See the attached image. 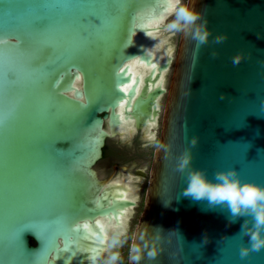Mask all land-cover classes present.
I'll list each match as a JSON object with an SVG mask.
<instances>
[{
    "label": "water",
    "instance_id": "obj_1",
    "mask_svg": "<svg viewBox=\"0 0 264 264\" xmlns=\"http://www.w3.org/2000/svg\"><path fill=\"white\" fill-rule=\"evenodd\" d=\"M129 2L0 0V39L22 42L15 51L0 46V264H98L112 238L107 227L124 229L135 203L127 185L100 179L94 167L107 140L138 131L155 140L164 94L127 264H264V249L241 259L250 247L239 235L245 218L230 223L226 207L185 197L187 172L177 171L199 137L192 169L212 182L217 171L236 169L242 183L264 187V0H187L212 35L197 49L180 32L175 58L159 44L167 14L160 0ZM129 7L163 18L129 40L116 15ZM217 35L228 39L213 44ZM238 54L244 59L234 66ZM32 219L49 222L46 230L26 232ZM56 239L79 250L47 261Z\"/></svg>",
    "mask_w": 264,
    "mask_h": 264
},
{
    "label": "clouds",
    "instance_id": "obj_2",
    "mask_svg": "<svg viewBox=\"0 0 264 264\" xmlns=\"http://www.w3.org/2000/svg\"><path fill=\"white\" fill-rule=\"evenodd\" d=\"M168 27L171 30L190 35L194 41L198 42L197 49L207 45L209 37L212 35L208 29V21L203 14L187 5L176 9L175 20ZM227 39V35H217L211 42L222 44ZM211 55L216 58L219 53L213 51ZM243 59V54L236 55L232 60L233 65H239ZM223 98L222 95L221 99ZM198 142L199 137L191 139L190 147L179 157L177 164V171L187 172V187L184 189L183 195L194 201L206 200L211 208L226 207L231 213L230 223L244 217L239 235L249 237L250 247H241V259L248 257L252 252H259L264 249V187L252 183H242L236 169L217 171L215 173L216 182L210 181L204 170L192 169L191 149L196 147ZM161 147L164 148L166 157L170 155V145H161ZM208 242V237L205 235L202 243L207 244ZM158 254L156 250L151 251L148 254L149 259H155Z\"/></svg>",
    "mask_w": 264,
    "mask_h": 264
},
{
    "label": "flooded vegetation",
    "instance_id": "obj_3",
    "mask_svg": "<svg viewBox=\"0 0 264 264\" xmlns=\"http://www.w3.org/2000/svg\"><path fill=\"white\" fill-rule=\"evenodd\" d=\"M187 5V0H179L175 10L167 12L166 19L161 27L164 30L158 34L159 44H163L165 37L171 40L176 39L177 45L172 53V57L175 58L176 49L179 42L180 32L171 30L168 26L175 20L169 18L175 16L176 9L180 6ZM172 74V67L165 75V82L163 88L168 89ZM166 94L162 95L158 100L159 115L157 117V126L154 128L155 140L149 141L143 138L142 132H135L131 137L127 135L123 139H111L105 142V146L102 150V158L96 163L94 169L100 179H107L111 177L112 181H118L127 185L129 193L127 194L128 200L135 203V206L129 209L127 212V218L125 219V228L114 230L112 225L107 227L109 237H114L116 234H120L127 228V220L131 218L133 212L143 209L144 197L148 184V177L150 172V166L153 159L154 149L159 141L160 129L162 123V113L165 104ZM104 128L106 129V121H104ZM140 212V214H141ZM140 216V215H139ZM109 247L107 254H102L97 260L98 264H101L103 260L107 261V264H111L109 258L114 259L115 249L111 240L107 242Z\"/></svg>",
    "mask_w": 264,
    "mask_h": 264
},
{
    "label": "snow or ice",
    "instance_id": "obj_4",
    "mask_svg": "<svg viewBox=\"0 0 264 264\" xmlns=\"http://www.w3.org/2000/svg\"><path fill=\"white\" fill-rule=\"evenodd\" d=\"M160 2L163 4V8L161 9V13L165 12H171L175 10L176 5L179 3V0H160ZM130 2L126 5H130ZM118 16V26L120 28H123L125 26V23H127V31H128V38L130 40L131 36L134 34L137 27L139 28H148L153 26L154 24L158 23L160 19L163 18V15L160 17H157L155 15H151L148 13H144L141 9H132L131 7L128 8V11H121L116 14ZM154 35V33H150ZM21 41H18L16 45H10L8 36L5 35L2 39H0V46H3L6 51H15L18 50L21 47ZM16 79V73L14 71H10L7 74L6 82L10 86L12 83L15 82ZM128 89L125 88L123 91H127ZM123 107V105H121ZM129 111H131V107H129ZM49 222L40 220V219H32L29 220L24 225V230L28 233L33 232H39L43 233V231L46 230L47 224ZM60 239V238H58ZM55 241L54 248L50 251V253L47 255V261L48 257L51 255H55L56 259L63 258L64 253H71L72 255H75V253L79 250V247L77 243L73 240L66 241L63 248H60L57 240Z\"/></svg>",
    "mask_w": 264,
    "mask_h": 264
},
{
    "label": "rangeland",
    "instance_id": "obj_5",
    "mask_svg": "<svg viewBox=\"0 0 264 264\" xmlns=\"http://www.w3.org/2000/svg\"><path fill=\"white\" fill-rule=\"evenodd\" d=\"M175 19V16L169 18L170 20ZM177 45V40H171L170 38L165 37L163 39V44L161 47L163 50L168 48H175ZM141 209L133 212L131 218L127 220V228L124 231H121L120 234H116V236L111 238L112 245L115 249L114 259L112 257L109 258L111 264H127L128 262V255L130 249V243L132 240L133 231L137 224Z\"/></svg>",
    "mask_w": 264,
    "mask_h": 264
},
{
    "label": "bare ground",
    "instance_id": "obj_6",
    "mask_svg": "<svg viewBox=\"0 0 264 264\" xmlns=\"http://www.w3.org/2000/svg\"><path fill=\"white\" fill-rule=\"evenodd\" d=\"M136 69H138L139 67H135ZM113 227V226H112ZM115 231L117 230L116 228L114 229Z\"/></svg>",
    "mask_w": 264,
    "mask_h": 264
}]
</instances>
